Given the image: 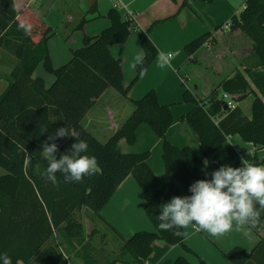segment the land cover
I'll return each mask as SVG.
<instances>
[{
    "label": "trees",
    "instance_id": "1",
    "mask_svg": "<svg viewBox=\"0 0 264 264\" xmlns=\"http://www.w3.org/2000/svg\"><path fill=\"white\" fill-rule=\"evenodd\" d=\"M187 4L185 1L183 6ZM107 18L111 24L108 29L95 38L85 37L84 47L73 53L72 60L54 69L48 49L52 28L33 10L18 14L13 0H0V46L18 60L9 77V87L0 97V168L6 171L0 177V253L7 252L12 264H68L61 246L83 264H146L157 241L182 246L196 256L185 244L186 236L176 237L171 231L158 228L160 206L174 196H183L181 187L191 195L188 189L192 183L210 179L206 173L221 167L223 148L229 138L238 135L244 142L253 144L256 152L264 149V0H247L243 12L228 25L232 32L240 31L253 42L255 64L224 80L206 100H200L189 90L184 92L183 101L194 107L180 121H186L196 133L200 153L169 142L172 106L161 105L154 90L138 101L131 100L133 113L105 144L83 126L87 113L108 90L113 89L130 100L131 90L157 61L159 49L149 30L142 32L147 71L141 77L136 69L135 79L125 88L122 62L111 55L110 46L126 44L134 22L123 19L117 8H112ZM86 23L83 20L78 29L82 30ZM21 24L29 28L27 34L18 30ZM214 40L211 34H206L187 44L184 52L191 57ZM40 64L56 78L49 89L41 78H33ZM224 94H229L236 103L252 96L251 118L237 105L225 111ZM142 125L149 126L163 142L165 174L162 176L155 175L151 169L149 151L123 154L120 150L121 140L129 144L136 142ZM43 127L47 131L41 134ZM61 127H69L87 142L89 148L84 154L94 155L100 170L80 183H65L57 173L60 182L57 187L42 175L47 161L41 158V145ZM54 142L58 145L55 156L59 159L70 151L76 139L68 136ZM24 149L31 155V163H26ZM259 158L257 153L248 156L254 164L262 165L264 159L259 162ZM205 160L209 161L207 168H204ZM129 176L135 178L144 193V211L155 231L136 232L124 239L111 227L122 238V247L113 260L105 259L86 238L79 214L87 208L104 221L102 211ZM261 218L264 219V214ZM252 231L257 235L264 232ZM225 256L232 264H264V236L251 252L235 247ZM198 259L199 264H207ZM172 264L192 263L179 257Z\"/></svg>",
    "mask_w": 264,
    "mask_h": 264
},
{
    "label": "crops",
    "instance_id": "2",
    "mask_svg": "<svg viewBox=\"0 0 264 264\" xmlns=\"http://www.w3.org/2000/svg\"><path fill=\"white\" fill-rule=\"evenodd\" d=\"M13 1L18 14L25 12L27 9H31L47 24L48 27L52 28L53 32L48 40V49L51 61H53L50 39L58 33L59 27H56L55 24H52L49 21L48 17L51 8H48L53 6V3H57L59 0ZM106 1H109L110 3ZM106 1L101 3L100 0H63V2H66L71 6L70 12L65 16V21L69 24L70 30H65V34L71 32L69 37H72V33L76 30V27H74L75 24L73 23H77L78 20L79 22H82L83 20L87 21L84 28L81 30L84 31L86 35L85 37L95 38L104 30L108 29L111 24L106 19L107 14L112 8H114L115 3L111 0ZM185 1L188 0H119L117 2L119 5L118 10L123 19H133L134 24L131 28V35L134 36V40L132 44L137 50L135 54L131 53V47H127L126 45L129 44V41L124 45H117L122 46L123 48L127 47L125 52L121 51L120 47H116L115 49L111 47V55L122 62L124 73L123 83L125 88H128L131 85L137 75L136 71L135 75L133 74L131 76L130 74L131 77L127 79L126 67L131 71L130 58L143 53L139 46L137 47L138 44L135 45L137 32H144L150 27L149 34L159 51H162V47L169 51L174 49H182L184 51L187 44L206 34H211L212 37H214L215 40L213 44L216 45V47L211 46V43L200 49L191 57L185 53V57L174 65L171 63V67L160 68L156 61L147 75L141 79L140 82L142 83L131 90L129 94L130 100L123 98L130 102L126 103V105H128L126 110L123 109L121 111L120 108H116V105H121L126 102H119L122 96L113 89L108 90L96 101L94 107L87 113L82 121L83 126L101 143L105 144L108 142V140L119 130L122 124L131 116L134 110L131 100L138 101L149 91L155 90L161 105L172 106L171 112L173 116V125L167 133V139L169 142L179 148L191 147L194 151L200 153V142L196 133L186 121H180V119L187 115L194 107L193 104L182 105L184 92L189 90L198 96L200 100H206L212 91L224 80L232 77L237 71H244L248 68L247 63L251 57V54L248 51L249 49L253 50V44L245 34L240 31L232 32L229 28L230 26H228L234 16H239L243 12L247 0H216L213 3H207L200 0H189L193 7V12L198 17L194 16L186 9L182 10L181 6ZM94 10H96V12ZM129 12L132 13V16H130ZM168 18L170 19L167 23L151 31V26L154 25V23ZM95 21H99L98 23L101 24V26L98 30H95V34L92 36L89 30L92 25L98 24L94 23ZM242 42H245V45ZM223 46H226V48H223ZM175 59V55H173L172 61ZM17 64L18 60L15 55L11 51L0 46V97L7 91L9 87V77ZM67 64H60V62H58V64L54 62L52 63L54 69H58ZM191 64L203 65L209 73H213L217 76V80L211 82L212 87H209L210 89L208 87L202 88V83L199 86L194 85L193 89L189 86L188 82L191 80V75L193 76V81H196V79L198 80V78L194 77V72L189 71V73L180 75L181 71H185L186 67ZM41 65L43 64H40L34 72L33 78H41L44 81L45 88L49 89L54 84L56 78L53 75L54 78L49 77L47 81L46 77L43 76L41 72H38ZM227 66H230V70L226 69ZM163 71L165 72V75L161 81L159 76ZM254 90L257 91L255 88ZM108 96H110L109 99H107ZM250 99L251 96L243 102L237 103V106H240L245 115L251 118L252 99ZM177 104H181V106H178V109H175L174 105ZM122 107L124 108L126 106L122 105ZM100 109H105L103 112L104 115L98 114ZM106 118H110L112 123L108 127L102 128L99 126L101 124H99L98 121L104 120L103 122H106ZM137 137L138 140L140 138L145 139L144 144H142L141 147H130L127 143H124V141L121 140L119 143L121 152L123 154H140L149 151L151 156L148 163L154 174L157 176L164 175L165 165L162 158V140L158 138L147 125L139 127ZM253 150H256L253 144L244 142L238 135L233 136L229 138L223 148L221 166L228 165L232 167H242L240 154H247ZM5 174L6 171L0 168V177ZM181 192L183 196H185L182 189ZM144 208V193L137 184L135 178L129 176L120 186L110 203L102 211L101 215L104 221L96 218L87 208H83L79 215L82 214L81 216L84 217L82 223L85 228V233L87 232L86 222L98 220L112 233L114 232L111 227H114L119 232L120 236H123L121 230L128 227L127 229H129L131 234H125L128 237L124 238L128 239L135 232L141 230L155 231L152 222L146 216ZM87 210L91 212V215ZM184 231L187 233L185 244L196 254V256L202 258L207 264H227L222 259L226 253L235 247H241L247 252H251L264 236V232L261 235H257L247 227L240 231H236L235 222L234 230L222 236H211L205 231H196L191 225L187 229H184ZM90 234L91 232L89 235ZM105 236H107V234L103 235V239ZM55 237L57 240L56 234ZM86 238L90 239L89 237ZM118 238L120 239L121 237ZM153 247V255L146 264H151V262H153V258L157 251L155 249L157 248L165 251V254L157 264H172L179 257L187 258L192 264H199L193 254L185 253L183 249L180 250L179 248H182L180 246H169L161 241H157L154 243ZM169 247L170 249H168ZM106 248L108 250L107 246ZM61 249L68 260V264H83L82 260L75 258L68 249L62 246ZM96 250L99 251L98 249ZM173 254L175 255L174 257L177 256L175 259L171 258ZM20 264L25 263L20 262ZM230 264L232 263L230 262Z\"/></svg>",
    "mask_w": 264,
    "mask_h": 264
},
{
    "label": "clouds",
    "instance_id": "3",
    "mask_svg": "<svg viewBox=\"0 0 264 264\" xmlns=\"http://www.w3.org/2000/svg\"><path fill=\"white\" fill-rule=\"evenodd\" d=\"M30 27V26H29ZM27 34L29 28L24 24L18 26ZM173 53L158 51L157 62L160 68L171 67ZM144 53L133 57L132 69H138L139 75L144 76ZM47 127L40 132L43 134ZM75 137L76 142L70 151L61 154L57 159L55 153L59 150L54 142L57 138ZM48 141H53L49 144ZM41 158L47 161V167L42 174L54 186H59L57 173L63 176L65 183H80L85 177L99 172L97 158L84 153L88 152V144L79 138V134L69 127L57 129L54 135H48L42 143ZM26 163H31V155L24 149ZM83 154V155H82ZM204 168L209 161L203 162ZM242 167L222 165L210 174V179H200L189 186L191 195L174 196L160 206L158 228L161 231H171L174 236L184 238L190 225L196 231H205L211 236H222L234 230L240 231L247 227L249 230L264 231V165L250 163L241 159ZM0 264H12L7 252L0 253Z\"/></svg>",
    "mask_w": 264,
    "mask_h": 264
},
{
    "label": "rangeland",
    "instance_id": "4",
    "mask_svg": "<svg viewBox=\"0 0 264 264\" xmlns=\"http://www.w3.org/2000/svg\"><path fill=\"white\" fill-rule=\"evenodd\" d=\"M100 1H101V3L102 2L104 3L106 0H100ZM106 2H109V1H106ZM187 3L188 4L184 5V6L182 4V6H181L182 10L186 9V10L190 11L194 16H197L193 12V10H192L193 7L191 6L189 0L187 1ZM48 9H50V11H49L50 13H49V17H48L49 21L52 24H55L56 27H59L58 33L56 35H54L50 39V41H51V51H52V54H53L52 63L54 62V63L58 64V62H60V64H67V63L70 62V60H72L73 53L77 49H81V48L84 47V39H85L84 37L86 35H85L84 31H81L80 29H78V27H79V25L81 23V22H79V20L77 21V23H73V24H75L74 27H76V30L72 33V37H69L71 32L65 34V30H67V31L70 30L69 24H67V22L65 21V16H67V14L70 12V9H71V6L68 5L66 2H63V0L62 1L59 0V1H57V3L54 2L53 6H50ZM106 19L109 21L108 18H106ZM169 19L170 18L165 19L163 21H157V23H154V25L151 26V31L153 29L155 30V29L159 28L161 25L167 23ZM98 22L99 21H95L94 23H98ZM100 26H101V24H99V23L95 24V25H92L90 27V30H89L90 34L93 36L95 34V30H98V28ZM149 29H150V27L147 28L144 32L148 31ZM141 34H142V32H137L135 45L138 44L137 47L139 46V48L144 53V49H143L142 44H141ZM70 38H72V39H70ZM133 40H134V36L131 35L129 40H128L129 42L127 41L129 44H126V45H127V47H131V53L135 54L137 50L132 44ZM242 43L245 45V42H242ZM252 44H253V42H252ZM211 46H215L216 47V45H214V44H212ZM111 47H113V49H115L116 47H120L121 51H123V52H125L126 49H127V47L123 48L122 46L112 45V46H110V53H111ZM223 48H226V46H223ZM162 51H164L166 53L167 52H171V53H173V55H175L176 59L171 62V63H173V65L175 63L181 61V59L183 57H185L184 56L185 52L182 49H179V50L174 49V50L169 51V50L164 49L162 47ZM248 52L251 54V57L249 58L248 63H247V65H248L247 67L249 68V67H251V66H253L255 64V56H254V51L252 49H249ZM144 55H145V53H144ZM130 60H131V63H132L133 57H131ZM227 65H232V64H227ZM226 69L230 70V66H227ZM126 70H127V79L130 78L133 74L135 75V73H136V69H135V72H134V69L131 68V71H129V69L126 67ZM189 71L194 72V77L198 78V80L196 79V81H193L192 80L193 76L191 75V80H189L188 83H189V86H191L192 89L194 88V85H198L199 86L201 83H202V88L212 87V83L211 82H213L214 80H217V76L214 75L213 73H209L208 70L206 69V67H204L203 65H193V64H191L190 66L186 67L185 71H181L180 75L181 74H185V73H189ZM38 72L39 73L41 72L42 75L46 77L47 81H48L49 77L50 78L51 77L54 78V76L52 74L47 73V71H46V69H45V67L43 65L40 66ZM130 74H131V76H130ZM164 75H165V72L163 71V73L159 76V79L161 81L164 78ZM140 81L135 85V87L139 86L140 83H142ZM256 92L258 94L260 93L258 90ZM109 97L110 96H108L107 99H109ZM251 99H253L252 96H251ZM124 101H126V100L123 99V97L121 98V100H119V102H124ZM126 103H130V102L126 101L124 104L116 105V108H120L121 111L123 109L126 110V108L128 107V105H126ZM186 104H190V103L183 102V98H182V105H186ZM122 105H125L126 107L123 108ZM174 106H175V109H178L177 107L181 106V104L180 105L177 104V105H174ZM104 110L105 109H100L98 114L99 115H104L103 114ZM106 119H107L106 122H103L104 120H99L98 122H99V124H101L99 126H101L102 128L103 127H108L112 123L110 121L111 120L110 118H106ZM123 141H124V143H127V145L130 146V147H141L142 144H144L145 139L140 138L138 140V137H137V140H136V142L134 144H129L126 140H123ZM258 156L261 157V158L264 157V149H261V150L258 151ZM181 189H182L184 195H186L184 189L182 187H181ZM88 213L90 214L91 212L88 211ZM81 215H79V218L81 219V221H83L84 217L81 216ZM86 224H87L86 231L88 232V233L86 232L87 234L85 233L86 237L90 238L89 241L90 242L92 241L91 243H93L94 244L93 246L96 249L99 250L98 252L100 253V255L101 256L104 255V258L105 259H109V260H113L118 255V253L120 252L121 247H122V242H121L122 238H127L128 237L125 234H131L129 229H127L128 227H125V228L122 227L123 229L121 230V234H123V236L121 235L122 238L119 239L114 233H112L106 227H104L103 224L101 222H99L98 220L97 221L96 220H92L91 222L88 221V222H86ZM84 230H85V228H84ZM141 231H143V230H141ZM141 231H138V232H141ZM90 232H91V234L94 233L93 237L90 236L91 234L89 235ZM148 232H153V231H148ZM105 234H107V236H105L104 239H103V235H105ZM106 246L108 247V250H107ZM180 247H182V246H180ZM153 249H154V247H153ZM168 249H170V247ZM179 249L180 250L183 249V251L185 253H187L183 247L179 248ZM155 250H157V251L155 253V257L153 258V262H151V264H157L158 261L165 254V251H162V249L157 248ZM188 254H190V253H188ZM174 256L175 255L173 254L171 258L175 259L177 257V256L176 257H174ZM194 257H196V259H197V261L199 263L198 256L194 255ZM222 259L225 261V263L230 264V261L226 258V256H223ZM117 264H126V263L119 262Z\"/></svg>",
    "mask_w": 264,
    "mask_h": 264
},
{
    "label": "built area",
    "instance_id": "5",
    "mask_svg": "<svg viewBox=\"0 0 264 264\" xmlns=\"http://www.w3.org/2000/svg\"><path fill=\"white\" fill-rule=\"evenodd\" d=\"M111 1H113L115 3L114 8L119 9V5L117 3L119 0H111ZM129 14H130V16H132L131 12H129ZM222 99L224 101L225 106H227L228 109H234L236 107V105H237V103L233 100V98L229 94H224L222 96ZM255 153L258 154V151L256 152V150H253V151H251L250 153H247V154H240V158L241 159L242 158L248 159V156H254ZM263 159H264V157L263 158H259V162H261ZM249 162L253 163L251 160H249ZM262 165H264V163Z\"/></svg>",
    "mask_w": 264,
    "mask_h": 264
},
{
    "label": "water",
    "instance_id": "6",
    "mask_svg": "<svg viewBox=\"0 0 264 264\" xmlns=\"http://www.w3.org/2000/svg\"><path fill=\"white\" fill-rule=\"evenodd\" d=\"M224 110H225V111H227V110H228V107H227V106H225Z\"/></svg>",
    "mask_w": 264,
    "mask_h": 264
}]
</instances>
